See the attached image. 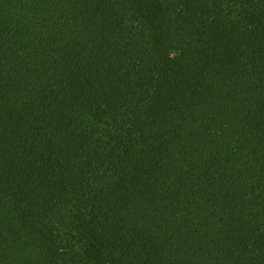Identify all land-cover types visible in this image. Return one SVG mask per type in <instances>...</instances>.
<instances>
[{
    "label": "trees",
    "instance_id": "16d2710c",
    "mask_svg": "<svg viewBox=\"0 0 264 264\" xmlns=\"http://www.w3.org/2000/svg\"><path fill=\"white\" fill-rule=\"evenodd\" d=\"M0 264H264V0H0Z\"/></svg>",
    "mask_w": 264,
    "mask_h": 264
}]
</instances>
